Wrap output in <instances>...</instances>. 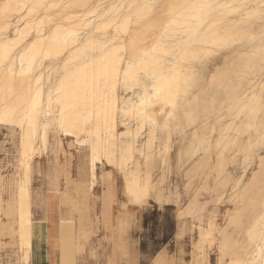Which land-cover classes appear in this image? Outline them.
I'll return each mask as SVG.
<instances>
[{
	"label": "bare ground",
	"instance_id": "1",
	"mask_svg": "<svg viewBox=\"0 0 264 264\" xmlns=\"http://www.w3.org/2000/svg\"><path fill=\"white\" fill-rule=\"evenodd\" d=\"M155 1L109 0L104 8L86 9L85 4L74 6L77 3L70 0H0V9L12 6L0 10V113H14L12 122H0V127L18 135L10 164L14 182L3 183L0 174V241L9 239L6 245L17 253L19 264H31V169L50 146L49 128L57 135L85 138L91 177L98 166L110 168L102 170L97 218L104 244L96 239L98 227L88 232L104 264H116L113 245L104 240L114 230L116 176L122 179L131 204L144 205L149 198L163 203L169 189L166 175L173 167L181 173L187 198L178 217H190L202 242L219 239L225 250L244 233L232 264H264V158L247 185L257 195L238 197L252 209L233 219L230 231H217L212 223L204 229L205 206L199 200L222 194L224 183L218 178L211 182L210 173L215 171L220 178L229 156L246 150L245 133L262 130L264 134V82L256 85L250 80L264 49L230 58L217 67L206 89L199 87L197 71L199 62L216 58L249 36V23L264 14V0H172L161 36L127 57L139 42L129 36L131 27L150 13ZM10 32L12 36H7ZM57 62L59 73L52 82L55 72L46 64ZM130 65L142 83L127 88L137 94L136 100L127 98L120 106L117 91L124 87V75L119 72L117 79L116 73ZM33 112L34 117L29 115ZM224 112L232 123L221 130L208 126ZM242 118L244 122L237 124ZM162 131L180 136L176 149L174 142L162 141ZM130 188L145 195L137 201L129 196ZM91 189L92 183L82 184L80 192L88 194ZM169 193L177 203V190ZM55 222L51 217L47 264H58ZM183 233L180 226L179 234ZM153 264L167 263L157 255Z\"/></svg>",
	"mask_w": 264,
	"mask_h": 264
},
{
	"label": "rangeland",
	"instance_id": "2",
	"mask_svg": "<svg viewBox=\"0 0 264 264\" xmlns=\"http://www.w3.org/2000/svg\"><path fill=\"white\" fill-rule=\"evenodd\" d=\"M70 1L77 3L74 6L85 4L86 9H90L95 6L104 8L109 0ZM171 8L172 0H156L150 13L140 23L131 27L129 36L138 39L139 42L136 48L127 51V57L138 47L149 44L161 36L165 23L169 19ZM75 10L82 12L79 8ZM11 22L15 23L16 19H11ZM248 26L249 36L242 42L221 52L214 59L202 60L198 63V80L201 89L208 87L209 81L216 75L217 67L225 64L230 58L253 53L259 47L264 49V14L253 19ZM109 34L110 31L107 35ZM7 36H12V33L10 32ZM27 44L28 41L24 43V46ZM60 64V62L46 64L50 65L49 69L55 72L52 74V82L59 73ZM250 80L256 85L264 82V51L261 62ZM145 84L149 85L150 82L146 81ZM243 85L247 87L246 82ZM117 96L120 106L127 98L133 101L137 98V94L131 93L122 86L118 88ZM244 120L242 118L236 123L241 124ZM232 122V119L224 112L220 118L211 119L208 126L221 130ZM122 130L120 121L118 131ZM59 135L52 128L48 129L50 146L43 151L39 162L33 163L31 169L29 188L31 193V264H46V241L51 217L56 221L53 235L58 241L56 250L58 264H104V259L98 257L100 249L94 247L93 243L88 240V234L85 237V248H79L81 251H78L77 245L85 243L80 233L81 226L89 232L90 228L96 229L99 225L97 218L100 215L102 198V170L108 172L110 168L104 166L101 170L98 166L94 177H91L87 172L90 150L85 138ZM161 138L162 141L168 139L174 142L175 149L180 141L178 134L169 135L166 131L161 132ZM216 138L217 134H214V139ZM245 143L247 148L244 152L229 156L220 178L215 171L210 173L209 180L214 182L218 178L224 183V188L220 196L211 195L199 198L200 203L205 206L201 224L204 229L208 227V223H212L217 231H230L231 221L247 211L246 209H252L248 203H241L238 197L248 193L252 196L257 195V191L250 192V187L248 188L247 185L250 184L253 175L258 172L259 162L264 158L262 130L246 132ZM17 145L18 135L0 127V174L3 183L14 182L10 164L13 162ZM158 145V142L155 143V146ZM171 162L173 163V160ZM55 178L57 181H54ZM116 180L114 192L116 214L115 221L112 223L114 230L108 240L113 242L116 252L124 251L128 243L132 254V260H122L119 264H153L157 255L164 258L167 264H232L237 259L239 248L245 241L244 233L236 235L235 244L229 250H225L219 239L212 244L202 242L197 235L195 223L190 217H178V210H184L187 198L185 197L184 180L176 167H173L166 175L165 182L169 184V189L165 192L166 199L163 203H157L149 198L144 205H133L123 193L122 179L116 176ZM52 181L54 185H51ZM90 183H92L90 193L80 192L82 184ZM175 189L180 196L177 203L174 195L169 193L174 192ZM180 226L184 231L182 235L179 234ZM96 231L98 232L96 239L104 244L99 228ZM8 240L0 241V264H19L17 253H13L12 247L6 245Z\"/></svg>",
	"mask_w": 264,
	"mask_h": 264
},
{
	"label": "snow or ice",
	"instance_id": "3",
	"mask_svg": "<svg viewBox=\"0 0 264 264\" xmlns=\"http://www.w3.org/2000/svg\"><path fill=\"white\" fill-rule=\"evenodd\" d=\"M11 7H12L11 5L6 4V5H3V8L0 10L7 11L11 9ZM121 71L123 72V75H124L123 86L125 88H134V87L140 86V84L142 83V78L139 75V73H137L134 70V67L132 65H130L128 69L118 70L116 73L117 79L119 77V72ZM145 88H147L146 85H145ZM151 102H152L151 97H149L148 103L150 104ZM29 115L34 117L36 113L33 112V113H30ZM13 119H14V113L12 112L0 113V122H4V123L12 122ZM144 195H145V192L139 188L129 189V196L135 197L137 201H140Z\"/></svg>",
	"mask_w": 264,
	"mask_h": 264
},
{
	"label": "crops",
	"instance_id": "4",
	"mask_svg": "<svg viewBox=\"0 0 264 264\" xmlns=\"http://www.w3.org/2000/svg\"><path fill=\"white\" fill-rule=\"evenodd\" d=\"M91 190H90V192H91ZM96 227L99 228V225L96 226ZM80 229H81V231H80L81 237H82L83 241H85V243H78V245H77L78 246V251H81L80 249L85 248V246H86L85 245L86 244L85 237L88 234V231L84 230V227L81 226ZM108 239H109V236H108V238H104L105 242L107 243V246H109V244H112L113 245L112 252H113V255H114L116 264H119V262L122 261V260L127 261V247H128V243H127V246H126V248H125L124 251H122V252H120V251L116 252V249H115V246H114L113 242H111V241L109 242ZM46 247H47V245H46ZM46 256H47V248H46ZM56 256H57V251H56ZM57 262H58V260H57ZM46 264H47V258H46Z\"/></svg>",
	"mask_w": 264,
	"mask_h": 264
}]
</instances>
